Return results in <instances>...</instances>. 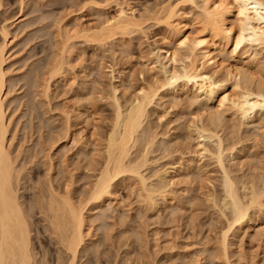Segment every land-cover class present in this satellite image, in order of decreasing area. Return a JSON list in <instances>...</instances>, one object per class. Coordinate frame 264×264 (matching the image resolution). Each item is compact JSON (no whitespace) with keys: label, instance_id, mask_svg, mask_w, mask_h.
<instances>
[{"label":"rangeland","instance_id":"obj_1","mask_svg":"<svg viewBox=\"0 0 264 264\" xmlns=\"http://www.w3.org/2000/svg\"><path fill=\"white\" fill-rule=\"evenodd\" d=\"M96 1H99L97 3L102 5L104 8L102 7L100 10H97L96 6L94 5ZM168 1L169 0H110V1L109 0H94V1L92 0L91 1L89 0H1L0 1V7H1L0 27L5 26L9 32V40L5 54L7 61L5 60L4 68L5 70H7L6 73L8 72L7 90L10 88V91L7 93L6 96V100L8 106L7 107L8 120L9 119L11 120L9 126L10 136H11V149L13 151V154L17 152L16 150L18 149L20 150V155L17 157L16 162L17 165L19 164V167L22 165L25 167V169L21 174L23 175L21 177L24 178H21L22 181H20L19 187L20 186L22 187L19 190V194L21 196V201L23 202V205L31 203V211H32L31 213L32 215L34 214V216L31 217L32 219L31 222H33L32 223L33 225H31V229H33L32 226L35 225L36 227L38 226V228H36L37 230L35 229V227L32 230V234H33L32 241H33L34 249L35 251H37V256L39 258L40 264L41 263L44 264L45 262H46L45 264H57L58 261L63 262V259L59 257L60 254L63 255V256L61 255V257L63 258L67 256V254L63 252V248L61 246L58 247L59 244L56 243V240H54L55 237H53V235H51V232H49V229H47L46 221L40 218L42 213L37 211L38 205L35 203V201L38 199L37 194L39 193V190L46 189V181L44 177V172L46 168H48L50 166V162H52L53 164L51 165L52 171L53 173L55 172L54 175L57 176L54 181V184L56 186L59 184L60 186H62L63 183H65L66 181L69 182V179L70 181L72 179V186L75 189L76 193L79 194L82 191H83L82 193H85L86 190L88 189L90 180L95 179L96 174L99 168L102 166L103 161L105 159L104 156L105 146H106L105 143H107L106 141L110 134L109 132L111 131L114 115H115L114 102L112 101L114 95L121 103V106L124 107V108L122 107V109H125L129 106L131 101H133L136 97L140 95L141 93L140 91L143 89V87L146 89L152 87L157 95L155 94L156 97L155 96L153 97L154 100H152V103H150L148 107L149 111L145 119V123L143 127L144 129L141 132L142 134L140 133L141 136L139 137L138 141L135 144L136 147L135 148L134 146L132 147L131 158L133 159V161L135 160L140 161L138 160L139 158L140 159L144 158L148 162L151 161L152 163H148L147 161H144V163L145 162L146 163L142 165L141 173L142 174L144 173L143 174L144 177L148 179V181H146L147 183L149 182L155 183L159 179L155 177V174L157 175L156 172H159L158 174H160V176L162 175V179L164 178L163 182L166 184L164 190L168 193L169 196L167 199L166 198L163 199L160 195L158 196V193L155 192L156 194H154L153 199H155L154 201L156 202L153 205V203L148 201V199L147 200L143 199V194L145 190H143V188L140 187L141 186L140 181L135 175L129 173H124V175L123 174L120 175L118 178L114 180L115 181L113 184L114 187H112L114 193H113V199H111V206H110L111 210H109L110 208H108V210L106 211L107 213L105 212L103 214L104 216H101L102 218L100 217V221L99 220L97 222L95 221V225L93 226L95 229L93 228L92 235L86 236V240L88 242L90 241V238H92L93 241L96 240V242L94 241L95 245H93L90 249H88V251L86 248H85L86 250L84 248L82 249L78 259V264H170V263L171 264H181V263L204 264L205 262H206L205 264H208L209 262H210L209 264L211 263L216 264L217 262L218 264H227L223 259L221 260L220 258L218 259L217 255H216L217 258H213L215 257L214 253L210 254L213 252L211 247L213 248L215 246L218 254L221 255L219 242H220V233L222 230L220 228L226 226L227 222L225 221V219L227 216L230 215L229 212L230 209L228 208H227L228 210L224 209V212H226L224 214L226 215L222 214V212L219 213L220 211L223 210L220 208L218 201H220L219 199L223 196L224 193L222 192L224 191L222 185L223 170L218 164L216 160V156L213 154L216 153L219 148L218 138H215V136H213V138L212 137L208 138L203 136L208 135L209 132L212 133V131L218 132V135L221 137V140L223 141L221 142L222 147H224L223 154L226 155L224 156L225 158L224 165L229 170L230 175L231 176L233 175L232 176L233 179L234 180L237 179L236 180V183L238 182L237 185L238 184L240 185L243 179L244 180L247 179L245 181L249 182L251 180L249 183H254L256 186H261V182L264 179V175H263L264 161H262L264 160V123H262L264 120V115H263L264 110L261 111L260 109L257 108L256 109L257 113L255 112L254 114H252L253 117L252 116L251 118L248 117L249 119L242 118L239 113L233 114V112H231V114H229V112L233 110H230L229 112L226 111L225 116L227 118L226 120L228 123H226L225 120L226 124L224 123L223 127L217 128L216 130L215 123H212L210 121L209 116H207L210 114V112H208L207 110L212 112L217 110L220 111L223 109V107L216 106L218 104L217 99L215 98L213 100H209L208 102H206L204 99V95H198L196 92V88L191 83H186L181 78L173 82L174 84L169 83L168 77L170 73L172 71H173L172 73H177V74L181 73L183 71V66L185 67L190 62L188 58H185L183 56L185 52L184 49L179 50L180 51L179 56L176 57L179 58L173 62L167 61L166 58L164 57L165 52L163 51L165 48H168L166 39L171 38V31L169 28H167L165 23H163L164 22L163 18L159 17L156 11L158 8H160L159 6H161V3L163 5ZM185 1H184L185 5H183V7L185 6L184 10L186 12L188 11V14L190 13V16L193 17L194 15L197 14V11H199V9L194 8L196 6L194 5V3H192V0L191 1L185 0ZM198 1L200 0H196V3ZM123 2H124V6L126 7L128 6L129 7L128 10L134 11V14L138 16V18L141 20L142 29L134 30V31L131 29H129V31H127L128 29L126 31L113 29L112 36L114 37L111 36L109 39L107 38L108 40L104 39L105 41L98 40L97 34L100 31L101 28L100 26L104 24L105 22L104 20L106 18L109 19L112 16L116 15L117 8L119 7V5H122ZM197 17L198 16H194L193 20L195 19L194 20L195 22L193 20L189 21L187 25L186 31H190L189 33L192 32L193 34L191 35L200 33L198 32L201 29H199L200 25L198 24L199 20H196ZM83 29H88V30H83ZM70 35H71V39L69 38ZM65 37L68 38V40L69 39L70 40L66 41L67 39ZM94 37L97 39H94ZM2 40L3 38L0 32V43H2L1 42ZM97 41H99L100 43ZM173 42L174 39H172V45L174 44ZM65 43L66 44L68 43L67 44L68 46L70 44V46L67 47L66 52L65 50H63L66 49V47H64V45L66 46ZM232 43H233L232 41H229L226 43L222 42L221 44V49L223 53L227 54V56L232 54V49H231L233 47ZM70 47L72 48L71 50L69 49ZM172 48L174 49V46ZM256 48L257 50H259V57H261L260 59L264 61V55H263L264 47L262 48L260 46L259 48L258 46ZM61 51L63 52L62 54L64 55L66 54V55L64 56L60 54ZM226 51L229 52L227 53ZM234 54H236V52ZM59 57L61 58L63 57L62 59L66 58L63 68L60 69L61 75L59 73H54L53 71L56 69L54 68L55 66L53 67V65H55V63L59 60L58 59ZM227 58H228L227 62L233 60V58L230 57ZM263 61H261L262 63L260 64V66H256L257 69L256 67L252 69L253 73H255L254 76L257 74L255 77H257L258 75L264 77ZM197 62L196 65H198L199 62L201 61H197ZM101 64L102 66H100ZM223 71H219L214 75V77L215 78L217 77V79H222L225 76V73ZM51 72H53L54 74L53 73L51 74ZM258 72L261 74H259ZM49 74L51 75L49 76ZM46 76L48 77V79H46ZM154 77H156L157 80ZM73 78L76 80H74ZM166 79L168 82L166 81ZM48 80L50 81L51 84H49V91L45 92L43 90L45 85L44 82L45 81L47 82ZM150 84H152L154 87ZM112 87L116 88L115 94L113 93L114 90ZM43 91L45 92V94ZM219 93L220 92L215 94V97H217ZM108 94L109 95L111 94V96H109L110 98L107 96ZM185 96L189 98H186ZM10 99L12 100L14 99V101L12 100L9 101ZM33 103H35V105ZM207 105L208 106L210 105L211 107L209 108ZM68 107L70 111L67 110ZM227 116L228 117L231 116L230 119H228ZM258 117L259 119H262V121L257 120ZM67 121L68 122L70 121L69 125ZM258 123L260 124L259 126ZM227 124L230 126H227ZM201 127L205 129L208 127L207 130L208 129L210 130H208V132L203 131L205 135H202L204 134L203 132L202 134H200L197 131ZM39 128H41V130ZM58 131L59 133L61 132L60 133L61 135H65L66 133L67 134L69 133L68 136L71 137L68 138V140L62 138V140L56 142L57 145L55 144V146L52 147V149L49 148V152L51 154V159H50L48 158L47 155L41 152L40 146L43 144L42 142H46V144L50 146V142L48 140L50 135L56 136ZM38 132L40 133V135ZM82 138L83 141L81 140ZM142 139H143V143L141 142ZM64 140L67 141L64 142ZM150 141H152L153 143ZM144 143L148 146L149 149L145 148L147 146ZM59 144H61V147H59ZM94 144L96 147L94 146ZM202 147L207 148L209 150L207 151L208 153L206 151L203 152L204 157L201 155L199 151L200 149H202ZM34 148L38 151H35ZM30 149L31 151H29ZM226 149L229 151H227ZM81 150L83 152H80ZM133 150L135 153L133 152ZM148 151L150 154L148 153ZM226 151L228 154L225 153ZM136 152L138 153L137 155ZM146 152L149 155H147ZM82 153L84 154L82 155ZM95 153L97 155H95ZM85 154L87 155L85 156ZM87 156H89V158ZM33 157H35L34 158L35 160H31L33 159ZM195 159L196 160L200 159V162H202L203 164V168L200 171L201 173L195 172L198 174L195 175L194 173H191L188 177L183 176L184 173H188L189 170L192 171L189 165L191 164V162H193L192 160ZM89 162H91V165ZM86 164H88V167L86 166ZM89 166L90 167L92 166V168L90 169ZM143 166L145 167L143 168ZM86 167L89 169H87ZM127 175L130 176L129 177L130 179L128 178ZM122 176L124 177L121 178ZM194 176L195 178H193ZM257 182H259L260 184L259 183L257 184ZM168 184H170L169 185L170 189L168 187ZM36 188L37 189L40 188V189L37 190ZM210 191L213 193V195H211L212 193ZM263 196L261 197L263 201V208L252 207V209H250L251 221H249V223L246 225L248 228L246 226H245L246 228L243 227L245 229L235 228L234 231L232 232H235V234L239 233L237 234V237H233L232 236L233 233L232 234L230 233L231 235L229 239H231L232 242L236 241L230 247V250L233 251L234 253V255L233 256L231 255L230 258L232 262L234 261L233 264H254V263L264 264V262L259 263L261 261H264V197ZM216 197L218 198V201L215 200ZM119 199L122 201L120 202ZM176 203H177V208L174 209ZM147 204L149 205V207ZM151 207H153L154 210H152ZM218 208L221 210H219ZM98 211L99 210L97 209L95 213ZM112 211L114 212V214ZM169 212H171V214ZM35 216L37 218H33ZM141 216L144 217L141 218ZM144 218L148 220L146 221ZM208 218L210 219L208 220ZM152 219L154 220V222L152 221ZM207 220L211 223H209ZM35 223H37L38 225ZM207 224L210 225L208 226ZM43 225L45 228L43 227ZM103 227H105V229ZM181 230H183L184 232ZM205 233L207 234L206 236ZM44 235H46L45 236L46 238L44 237ZM112 236L114 237L112 238ZM170 238H172V241ZM215 238L217 240H215ZM204 240L207 243L204 242ZM165 241L166 243H164ZM192 241L194 243H191ZM144 243L148 245H145ZM153 245L156 247H153ZM204 245L205 247H203ZM216 245L218 247H216ZM208 247L209 250L211 249L210 250L211 252H209ZM36 248L38 250H36ZM209 254L211 255V257ZM196 255H198L199 257L198 256L196 257ZM207 255H209L210 259L211 258L212 259L210 260ZM190 258L191 259L193 258L194 262ZM248 260L251 261V263ZM253 260L256 261L254 262Z\"/></svg>","mask_w":264,"mask_h":264},{"label":"bare ground","instance_id":"obj_2","mask_svg":"<svg viewBox=\"0 0 264 264\" xmlns=\"http://www.w3.org/2000/svg\"><path fill=\"white\" fill-rule=\"evenodd\" d=\"M1 1V0H0ZM91 1V0H89ZM94 1V0H92ZM110 1V0H109ZM185 1V0H184ZM184 1L181 0H169L164 3L160 8L157 9L156 13L159 17H162L165 25L171 31V38L166 39L168 48H165L163 52H165L164 57L167 61H175L179 56V50L184 49L183 56L189 59V64L185 67L183 66V71L181 73H170L168 77V81L170 84L181 78L186 83H191L195 88L198 95H204V99L206 102L209 100L217 99L218 104L216 106L223 107L222 110L217 111H209V118L212 123H215V129L223 127L226 118V111L233 112V114L239 113L242 118H248L252 116L256 112V109L264 110V77L257 76L255 77L253 73V68L256 66H260L263 61L259 57V50L256 47L260 46L264 47V0H200L196 3V0H192V3L198 8L197 14L194 16H198L196 20H199L200 25L199 29H201L200 33L195 35L190 31H186L187 25L189 21H192L194 16L191 17L188 11L184 10L183 5H185ZM191 1V0H190ZM88 2V1H87ZM95 2V6L97 10H100L103 6ZM104 2V1H103ZM200 2V3H199ZM106 3V2H105ZM104 3V4H105ZM111 3V2H110ZM191 3V2H190ZM85 4V3H84ZM83 4V5H84ZM103 4V3H102ZM122 4V3H121ZM127 4V3H126ZM3 6V5H2ZM155 7V6H154ZM1 8V7H0ZM104 8V7H103ZM128 6H124V2L122 5H119L117 8L116 15L112 16L109 19H105L104 24L100 26V31L97 34L98 40L109 39L113 33V29H119L121 31H129L131 30H141L142 22L134 14V11L128 10ZM192 9V8H191ZM103 10V9H102ZM136 10V9H135ZM150 12V11H149ZM193 12V11H192ZM19 15V14H18ZM105 17V16H104ZM154 17V16H153ZM150 18V17H149ZM159 18V19H162ZM196 18V17H195ZM195 20V19H194ZM193 20V21H194ZM56 22V21H55ZM103 22V21H102ZM147 22V21H146ZM157 22V21H156ZM195 22V21H194ZM158 23V22H157ZM191 23V22H190ZM67 25V24H66ZM190 25V24H189ZM76 26V25H75ZM61 27V26H60ZM72 28V27H71ZM77 28V27H76ZM98 28V27H97ZM61 29V28H60ZM75 29V28H74ZM99 29V28H98ZM191 29V28H190ZM188 29V30H190ZM69 30V29H68ZM77 30V29H76ZM88 30V29H83ZM198 30V29H197ZM67 31V30H66ZM65 31V32H66ZM81 31V30H80ZM79 31V32H80ZM90 31V30H89ZM0 32L3 40L0 43V264H40L39 258L37 256V251H35L33 246V234L32 230L38 228V226H32L31 222L32 215L31 211V203L23 205L21 201V196L19 194V190L22 186L19 187L21 177L23 175L22 172L25 167L22 165L19 167L17 165V157L20 155V150L13 154L11 149V136H10V123L11 120H8L7 114V93L10 91V88L7 90V73L4 68V63L6 60V47L8 45L9 40V32L5 26L0 27ZM56 32V31H55ZM116 32V31H115ZM118 32V31H117ZM60 33V31H59ZM71 33V32H70ZM69 33V34H70ZM76 33V32H74ZM81 33V32H80ZM86 33V32H85ZM68 34V36H69ZM82 34V33H81ZM55 35V34H54ZM76 35V34H74ZM80 35V34H79ZM87 35V34H86ZM89 35V34H88ZM93 35V34H92ZM91 35V36H92ZM96 35V36H97ZM117 35V34H116ZM115 35V36H116ZM120 35V34H119ZM78 36V35H77ZM83 36V35H82ZM124 36V35H123ZM59 37V36H58ZM61 37V36H60ZM67 37V36H66ZM65 37V38H66ZM76 37V36H75ZM90 37V36H89ZM93 37V36H92ZM114 37V36H112ZM14 38V37H13ZM71 39V35L69 37ZM73 38V36H72ZM61 39V38H60ZM66 41H69L66 38ZM83 39V38H82ZM89 39V38H88ZM93 39V38H92ZM94 39H97L94 37ZM107 39V40H108ZM172 39H174V44L172 45ZM64 40V39H63ZM105 41V40H104ZM232 41V54L227 56L226 53H223L221 49L222 42ZM65 42V41H64ZM99 42V41H97ZM60 43V42H59ZM100 43V42H99ZM98 43V44H99ZM166 43V42H165ZM66 44V43H65ZM68 44V43H67ZM64 44V47L69 46ZM54 45V44H53ZM73 45V44H72ZM174 46V49L172 48ZM226 46V45H225ZM224 46V47H225ZM72 47V46H71ZM69 48L70 50L72 48ZM223 47V46H222ZM54 48V47H53ZM57 49V48H56ZM55 49V50H56ZM60 50V49H59ZM263 50V49H262ZM107 51V50H106ZM230 51V50H229ZM228 51V52H229ZM56 52V51H55ZM74 52V51H73ZM227 52V51H226ZM227 52V53H228ZM236 52V54H234ZM44 53V52H43ZM53 53V52H52ZM63 52L61 51L60 54ZM69 53V52H68ZM67 53V54H68ZM116 53V52H115ZM231 53V52H230ZM261 53V52H260ZM56 54V53H55ZM74 54V53H73ZM64 55V54H62ZM66 55V54H65ZM64 55V56H65ZM71 55V54H70ZM79 55V54H78ZM182 55V54H181ZM264 55V54H263ZM52 56V54H51ZM58 57V56H57ZM67 57V56H66ZM163 57V58H164ZM233 58L232 61H228V58ZM63 58V57H62ZM59 57L54 68H56L54 73H61L60 69L63 68V65L66 61ZM73 58V57H70ZM183 58V57H182ZM78 60V59H77ZM181 60V59H180ZM183 60V59H182ZM7 61V60H6ZM52 61V60H51ZM198 65H196L198 62ZM226 61V63H225ZM184 62V61H183ZM197 62V63H196ZM264 62V61H263ZM53 63V62H51ZM67 63V62H66ZM73 63V61H72ZM28 64V63H27ZM68 64V63H67ZM102 66V64L100 65ZM263 66V64H262ZM261 66V68H262ZM52 67V68H53ZM168 67V66H167ZM53 68V69H54ZM208 68V69H206ZM51 69V68H50ZM85 69V68H84ZM88 69V68H87ZM110 69V68H109ZM257 69V67H256ZM52 70V69H51ZM67 70V69H66ZM224 70V71H223ZM263 70V69H262ZM11 71V70H9ZM73 71V70H72ZM84 71V70H83ZM100 71V70H99ZM219 71H223L225 76L222 79L215 78L214 75ZM255 71V70H254ZM261 71V70H260ZM63 72V71H62ZM90 72V71H89ZM119 72V71H118ZM169 72V71H168ZM262 72V71H261ZM38 73V72H37ZM53 72H51L52 74ZM53 73V74H54ZM259 73V72H258ZM21 74V73H20ZM49 74V76L51 75ZM261 74V73H259ZM39 75V74H38ZM61 75V74H60ZM59 75V76H60ZM112 75V74H111ZM263 75V73H262ZM42 76V75H41ZM54 76V75H53ZM73 76V75H72ZM37 77V76H36ZM44 77V76H43ZM57 77V76H56ZM156 79V77H154ZM41 79V78H40ZM46 79L48 77L46 76ZM74 79V78H73ZM45 80V79H44ZM50 80V79H49ZM44 82V91H49L50 81ZM52 80V79H51ZM60 80V79H59ZM69 80V79H68ZM76 80V79H74ZM120 80V79H119ZM157 80V79H156ZM167 81V79H166ZM167 81V82H168ZM88 82V81H87ZM154 82V80H153ZM69 83V82H68ZM73 83V82H71ZM97 83V82H96ZM112 83V82H111ZM166 83V82H165ZM42 84V83H41ZM67 84V83H66ZM70 84V83H69ZM100 84V83H98ZM114 84V83H113ZM174 84V83H173ZM9 85V84H8ZM26 85V84H25ZM68 85V84H67ZM81 85V84H80ZM152 85V84H150ZM10 86V85H9ZM41 86V85H40ZM69 86V85H68ZM153 86V85H152ZM164 86V85H163ZM171 86V85H170ZM32 87V86H31ZM51 87V86H50ZM118 87V86H117ZM149 87V86H148ZM154 87V86H153ZM30 88V87H29ZM86 88V87H85ZM115 94V89L112 87ZM157 88V87H156ZM185 88V87H184ZM51 90V89H50ZM104 90V89H103ZM112 90V89H111ZM43 91V92H44ZM84 91V89H83ZM93 91V90H92ZM158 91V90H156ZM18 92V91H17ZM42 92V93H43ZM44 92V94H45ZM140 95L138 97H134L135 99L131 101L129 106L125 109H122L121 103L118 101L117 97L114 95L112 101L114 102V120L112 124L111 131L109 132V136L107 139V143L105 146V159L103 161L102 166L99 168L96 177L94 180H90L88 189L85 193L80 192L76 193L75 189L72 186V179L69 182L66 181L62 184V186L55 185L54 181L56 179V175H54L52 171V162H50V166L46 168L44 172V177L46 181V189H37L39 190L38 199L35 203L38 205L37 211L42 213L41 217L46 221V227L51 232V235L55 237L56 243H58V247L61 246L63 248V252L67 254L66 257H61L63 262L58 261L57 264H78V259L80 256V252L82 249L86 248L87 251L94 244L92 238L88 242L86 240V236L92 235L93 226L95 225V221H100V217L104 216L103 214L110 208L111 199H113V184L114 180L118 178L120 175H124V173H129L135 175L140 181V187L143 188L144 194L143 199H148V201L152 202L153 205L156 201L153 199L154 194L158 193L163 199L168 198V193L164 190L166 184L163 182L162 175L156 172L155 177L159 178L155 183H147V178L144 177V173L141 172V167L144 165V161H147L144 158H139L140 161H133L131 158V150L132 147H136L135 144L141 136V132L143 131L145 119L148 113V107L150 103H152L153 97L156 92L151 87L144 88L140 91ZM189 92V91H188ZM187 92V93H188ZM218 92L219 95L215 97V94ZM13 93V92H12ZM78 93V92H77ZM92 93V92H91ZM99 93V92H98ZM97 93V94H98ZM192 94V93H191ZM195 94V95H197ZM157 95V94H156ZM49 96V95H48ZM86 96V95H85ZM108 97L111 94L107 95ZM133 96V95H132ZM136 96V95H135ZM41 97V96H40ZM76 97V96H75ZM156 97V96H155ZM162 97V96H161ZM186 97V96H185ZM194 97V96H193ZM199 97V96H198ZM203 97V96H202ZM79 98V97H78ZM82 98V96H81ZM93 98V96H92ZM105 98V97H104ZM110 98V97H109ZM189 98V97H186ZM35 99V98H34ZM49 99V98H48ZM77 99V98H76ZM10 99L9 101H11ZM29 100V99H28ZM80 100V99H79ZM195 100V98H194ZM14 101V99L12 100ZM46 101V100H45ZM87 101V99H86ZM85 101V102H86ZM89 101V100H88ZM93 101V100H92ZM174 101V100H173ZM204 101V103H205ZM22 102V101H21ZM34 102V101H33ZM38 102V101H37ZM41 102V101H40ZM191 102V101H190ZM47 103V102H46ZM174 103V102H173ZM192 103V102H191ZM197 103V102H196ZM35 105V103H33ZM78 104V103H77ZM87 104V103H86ZM195 104V103H194ZM23 105V104H22ZM94 105V104H92ZM204 105V104H203ZM212 105V104H211ZM28 106V105H27ZM46 106V105H45ZM72 106V105H71ZM87 106V105H86ZM127 106V104H126ZM125 106V107H126ZM208 106V105H207ZM228 106V107H227ZM93 107V106H92ZM206 107V106H205ZM211 107L210 105L208 106ZM214 107V106H213ZM227 107V108H225ZM35 108V107H34ZM124 108V107H123ZM198 108V107H197ZM204 108V107H203ZM225 108V109H224ZM39 109V108H38ZM96 109V108H95ZM200 109V108H199ZM202 109V108H201ZM212 109V108H211ZM32 110V109H31ZM69 110V107L68 109ZM213 110V109H212ZM20 111V110H19ZM35 111V110H34ZM70 111V110H69ZM72 111V110H71ZM205 111V112H207ZM33 112V111H32ZM264 112V111H263ZM262 112V113H263ZM22 113V112H21ZM204 113V112H203ZM257 113V112H256ZM10 114V113H9ZM66 114V113H65ZM70 114V113H69ZM83 114V113H82ZM208 114V113H207ZM238 114V115H239ZM68 115V113H67ZM93 115V114H92ZM152 115V114H151ZM228 115V114H227ZM256 115V114H255ZM264 115V113H263ZM12 116V115H11ZM66 116V115H65ZM79 116V115H78ZM84 116V115H83ZM201 116V115H200ZM229 116V115H228ZM227 116V117H228ZM257 116V115H256ZM70 117V115H69ZM231 117V116H230ZM228 117V119H230ZM253 117V116H252ZM255 117V116H254ZM262 117V116H261ZM79 118V117H78ZM177 118V117H176ZM263 118V117H262ZM71 119V118H70ZM69 119V120H70ZM94 119V118H93ZM202 119V118H201ZM249 119V118H248ZM247 119V120H248ZM13 120V119H12ZM59 120V119H58ZM245 120V119H244ZM259 119V117L257 118ZM63 121V120H62ZM235 121V120H234ZM241 121V120H240ZM68 122V121H67ZM70 122V121H69ZM68 122V125H69ZM210 122V125H211ZM13 123V122H12ZM15 123V122H14ZM21 123V122H20ZM226 123L227 120H226ZM225 123V124H226ZM264 123V120L263 122ZM231 124V123H230ZM13 125V124H12ZM17 125V124H16ZM65 125V124H64ZM209 125V126H210ZM260 124L258 123V126ZM214 126V125H213ZM227 126H230L227 124ZM226 126V127H227ZM32 127V126H31ZM42 127V126H39ZM204 127V126H203ZM233 127V126H232ZM239 127V126H238ZM261 127V126H260ZM17 128V126H16ZM34 128V126H33ZM202 128V127H201ZM198 129V133L202 134L203 131L208 132L207 128ZM213 128V127H212ZM41 130V128H39ZM93 129V128H92ZM228 129V128H227ZM231 129V128H230ZM24 130V129H23ZM39 130V132H40ZM65 130V129H64ZM155 130V129H154ZM214 130V129H213ZM225 130V129H224ZM238 130V129H237ZM16 131V130H15ZM53 131V130H52ZM232 131V130H231ZM38 132V133H39ZM71 132V131H70ZM247 132V131H246ZM42 133V131H41ZM54 133V132H53ZM61 133V132H60ZM58 131L56 136L49 137L50 146L46 144V142H42L41 152L48 156L51 159V154L49 152V148L55 146L56 142L60 140L70 138L68 134L61 135ZM93 133V132H92ZM141 133V134H140ZM145 133V130H144ZM158 133V132H157ZM204 133V132H203ZM14 134V133H13ZM72 134V133H71ZM208 134V133H207ZM258 134V133H257ZM40 135V133H39ZM202 135H205L202 134ZM201 135V136H202ZM245 135V134H244ZM253 135V134H252ZM48 136V135H47ZM68 136V137H67ZM154 136V135H153ZM218 138V151L216 153H212L216 156V160L220 165L222 171V185H223V196L219 199L216 197L215 200L218 201L220 208L223 211H218L222 214L224 209H230V215L226 217L225 221L226 226L220 228L222 231L220 233V242L219 247L221 251V255L218 254L215 246L212 249V253L215 255L213 258L223 259L227 264H233L231 255L233 256V251L230 250V247L235 242H232L229 239L232 234L233 237H237L234 231L237 229H245L249 221H251L250 217V209L252 207L263 208L262 196L264 194V179L261 182V186H256L254 183H249L245 181L247 179H243L241 184L237 185L236 180L233 179V175L231 176L229 170L224 165V155L223 148L221 145V137L218 135V132L212 131L209 132L208 135L203 137L208 138ZM17 137V136H16ZM41 137V136H40ZM46 137V136H45ZM152 137V136H151ZM254 137V136H253ZM257 137V136H256ZM43 138V136H42ZM97 138V137H96ZM154 138V137H153ZM249 138V136H248ZM255 138V137H254ZM17 139V138H16ZM25 139V138H24ZM45 139V138H44ZM43 139V141H44ZM47 139V138H46ZM146 139V138H145ZM155 139V138H154ZM256 139V138H255ZM30 140V139H29ZM39 140V139H38ZM42 140V139H41ZM40 140V141H41ZM66 140V141H67ZM83 141V138L81 139ZM92 140V139H91ZM141 140V139H140ZM156 140V139H155ZM240 140V139H239ZM253 140V138H252ZM14 141V140H13ZM47 141V140H45ZM64 140V142H66ZM73 141V140H72ZM154 141V140H153ZM48 142V143H49ZM75 142V140H74ZM73 142V143H74ZM91 142V141H90ZM95 142V141H94ZM99 142V140H98ZM102 142V141H101ZM100 142V143H101ZM143 143V139L141 141ZM140 142V143H141ZM152 142V141H150ZM244 142V141H243ZM31 143V142H30ZM39 143V142H38ZM72 143V142H71ZM139 143V144H140ZM153 143V142H152ZM151 143V144H152ZM170 143V142H169ZM240 143V142H239ZM40 144V143H39ZM38 144V145H39ZM62 144V143H61ZM59 144V147H61ZM97 144V143H96ZM145 144V143H144ZM149 144V142H148ZM238 144V143H237ZM57 145V144H56ZM69 145V144H68ZM87 145V144H86ZM146 145V144H145ZM154 145V144H153ZM180 145V144H179ZM20 146V144H19ZM24 146V145H23ZM95 146V144H94ZM147 146V145H146ZM178 146V145H177ZM199 146V145H198ZM235 146V145H234ZM58 147V148H59ZM90 147V146H89ZM96 147V146H95ZM93 147V148H95ZM104 147V146H103ZM19 148V147H18ZM21 148V147H20ZM98 148V147H97ZM138 148V147H137ZM147 149V147H145ZM178 148V147H177ZM228 148V147H227ZM235 148V147H234ZM35 149V148H34ZM75 149V147H74ZM82 149V148H80ZM102 149V148H101ZM179 149V148H178ZM199 149V147H198ZM135 150V149H134ZM133 150V152H134ZM227 150V149H226ZM233 150V148H232ZM23 151V150H22ZM31 151V149L29 150ZM35 151H38L35 149ZM59 151V149H58ZM57 151V152H58ZM66 151V150H65ZM78 151V150H77ZM94 151V150H93ZM92 151V152H93ZM102 151V150H100ZM140 151V150H139ZM201 155H204V151H209L207 148H203L199 150ZM198 151V152H199ZM229 151V150H227ZM227 151L225 153H227ZM25 152V151H24ZM79 152V151H78ZM80 152H83L82 150ZM89 152V151H88ZM97 152V151H96ZM145 152V151H143ZM151 152V151H150ZM22 153V152H21ZM26 153V152H25ZM24 153V154H25ZM29 153V152H28ZM27 153V154H28ZM40 153V152H39ZM85 153V152H84ZM82 153V155L84 154ZM135 153V152H134ZM140 153V152H139ZM149 153V151H148ZM154 153V152H153ZM208 153V152H207ZM38 154V153H37ZM67 154V153H66ZM81 154V153H80ZM88 154V153H87ZM85 154V156L87 155ZM90 154V153H89ZM94 154V153H93ZM138 153L136 152V155ZM144 154V153H143ZM147 154V152H146ZM150 154V153H149ZM147 154V155H149ZM199 154V153H198ZM211 154V155H213ZM228 154V153H227ZM31 155V154H30ZM36 155V153H35ZM42 155V154H41ZM44 155V156H45ZM95 155H97L95 153ZM193 155V154H192ZM24 156V155H22ZM26 156V155H25ZM34 156V154H33ZM46 156V157H47ZM53 156V155H52ZM91 156V155H90ZM141 156V155H140ZM170 156V155H169ZM31 157V156H30ZM38 157V155H37ZM36 157V159H37ZM89 158V156H87ZM164 157V156H162ZM204 157V156H203ZM35 157L31 160H35ZM93 158V157H92ZM101 158V156H100ZM138 158V157H137ZM148 158V157H147ZM240 158V157H239ZM247 158V157H244ZM250 158V157H249ZM20 159V158H19ZM25 159V158H24ZM46 159V158H45ZM258 159V158H257ZM21 160V159H20ZM29 160V159H27ZM85 160V159H84ZM240 160V159H239ZM19 161V160H18ZM52 161V160H50ZM72 161V160H71ZM80 161V160H79ZM89 161V160H88ZM96 161V160H95ZM189 165L192 171H188V173H184L183 176H189L191 173L195 175L198 174L203 168L202 162L199 160H192ZM264 161V160H262ZM20 162V161H19ZM23 162V161H21ZM30 162V161H29ZM28 162V163H29ZM36 162V161H35ZM87 162V161H86ZM148 162V161H147ZM26 163V162H25ZM24 163V164H25ZM54 163V162H53ZM91 165V162H89ZM148 163H152L151 161ZM244 163V162H243ZM242 164V163H241ZM21 165V163H20ZM26 165V164H25ZM33 165V164H32ZM58 165V164H57ZM150 165V164H149ZM256 165V164H255ZM55 166V164H54ZM67 166V165H66ZM88 167V164H86ZM147 166V165H146ZM253 166V165H252ZM258 166V165H257ZM30 167V166H28ZM86 167V168H87ZM90 167V166H89ZM145 166H143L144 168ZM250 167V166H249ZM73 168V167H72ZM92 166L90 167V169ZM252 168V167H251ZM256 168V167H255ZM28 169V168H26ZM71 169V168H70ZM69 169V170H70ZM74 169V168H73ZM89 169V168H87ZM206 169V168H205ZM68 170V169H67ZM96 170V169H95ZM174 170V169H173ZM196 170V171H195ZM251 170V169H250ZM261 170V169H260ZM90 171V170H89ZM158 171V170H157ZM27 172V171H26ZM25 172V173H26ZM95 172V171H94ZM198 172V173H195ZM233 172V171H232ZM250 172V171H249ZM255 172V170H254ZM161 173V172H160ZM201 173V172H200ZM30 174V173H28ZM27 174V175H28ZM205 174V173H203ZM255 174V173H254ZM73 175V174H72ZM264 175V174H263ZM59 176V175H58ZM128 176V175H127ZM126 176V177H127ZM175 176V175H174ZM181 176V175H180ZM179 176V177H180ZM193 176V174H192ZM30 177V176H29ZM34 177V176H33ZM122 176L121 178H123ZM130 176H128L129 178ZM135 177V178H136ZM153 177V176H152ZM172 177V176H171ZM200 177V175H199ZM202 177V176H201ZM206 177V176H205ZM260 177V176H259ZM39 178V177H38ZM65 178V177H64ZM120 178V180H121ZM149 178V177H148ZM195 178V176L193 177ZM191 178V179H193ZM204 178V177H203ZM261 178V177H260ZM130 179V178H129ZM147 179V180H146ZM153 179V178H152ZM188 179V178H187ZM205 179V178H204ZM37 180V179H36ZM40 180V179H38ZM44 180V179H43ZM75 180V179H73ZM123 180V179H122ZM181 180V179H180ZM208 180V179H207ZM206 180V181H207ZM211 180V179H210ZM127 181V180H126ZM151 181V180H150ZM199 181V180H198ZM257 181V180H256ZM259 181V180H258ZM28 182V181H27ZM38 182V181H37ZM42 182V181H41ZM40 182V183H41ZM153 182V181H152ZM260 182V181H259ZM257 182V184L259 183ZM36 183V182H35ZM57 183V182H56ZM171 183V181H170ZM209 183V182H208ZM203 184V183H202ZM211 184V183H210ZM260 184V183H259ZM120 185V184H119ZM124 185V184H123ZM170 184H168L169 187ZM177 185V184H176ZM200 185V183H199ZM37 186V185H36ZM134 186V185H132ZM32 187V186H31ZM34 187V186H33ZM138 187V188H140ZM200 187V186H198ZM25 188V187H24ZM29 188V186H28ZM27 188V189H28ZM118 188V187H117ZM202 188V187H201ZM132 189V188H130ZM136 189V188H135ZM134 189V190H135ZM170 189V187H169ZM24 190V189H22ZM30 190V188H29ZM28 190V191H29ZM32 190V188H31ZM178 190V189H177ZM182 190V189H181ZM27 191V190H26ZM78 191V190H77ZM133 191V190H131ZM130 191V192H131ZM180 191V190H179ZM202 191V190H201ZM208 191V190H207ZM214 191V190H213ZM35 192V191H34ZM33 192V194H34ZM136 192V191H135ZM138 192V191H137ZM143 192V191H142ZM141 192V193H142ZM156 192V193H155ZM200 192V191H199ZM206 192V191H205ZM211 192V191H210ZM28 193V192H27ZM37 193V192H36ZM212 193V192H211ZM221 193V192H220ZM24 194V193H23ZM22 194V195H23ZM30 194V193H29ZM117 194V192H116ZM139 194V193H138ZM27 195V194H26ZM25 195V196H26ZM121 195V194H120ZM140 195V194H139ZM137 195V196H139ZM208 195V194H207ZM213 195V193L211 194ZM157 196V195H156ZM197 196V195H196ZM209 196V195H208ZM220 196V195H219ZM37 197V196H36ZM116 197V196H115ZM119 197V196H117ZM132 197V196H131ZM193 197V196H192ZM191 197V198H192ZM264 197V196H263ZM25 198V197H24ZM28 198V197H27ZM30 198V197H29ZM127 198V197H126ZM129 198V197H128ZM142 198V197H141ZM195 198V197H194ZM209 198V197H208ZM214 198V197H213ZM36 199V198H34ZM33 199V201H34ZM117 199V198H116ZM115 199V200H116ZM210 199V198H209ZM23 200V199H22ZM26 200V199H25ZM31 200V199H30ZM120 200V199H119ZM162 200V199H161ZM192 200V199H191ZM208 200V199H207ZM214 200V201H215ZM122 200H120L121 202ZM189 201V200H188ZM194 201V200H193ZM114 202V201H113ZM191 202V201H190ZM29 203V202H27ZM136 203V202H135ZM149 203V202H148ZM158 203V202H157ZM185 203V202H184ZM187 203V202H186ZM195 203V202H194ZM210 203V202H209ZM217 203V202H216ZM215 203V204H216ZM140 204V203H139ZM150 204V203H149ZM189 204V202H188ZM214 204V203H213ZM148 205V204H147ZM158 205V204H157ZM164 205V204H163ZM186 205V204H185ZM184 205V206H185ZM217 205V204H216ZM121 206V205H119ZM190 206V205H189ZM215 206V205H214ZM36 207V206H35ZM113 207V206H112ZM118 207V206H117ZM124 207V206H123ZM147 207V206H146ZM149 207V205H148ZM159 207V206H158ZM192 207V206H191ZM213 207V205H212ZM152 210L153 207H151ZM177 208V203L174 206V209ZM99 210L95 213V211ZM172 209V210H174ZM219 209V208H218ZM219 209V210H221ZM227 209V210H228ZM36 210V208H35ZM111 210V208L109 209ZM134 210V209H133ZM135 211V210H134ZM158 211V210H157ZM35 212V211H34ZM113 212V211H112ZM118 212V211H117ZM177 212V211H176ZM189 212V211H188ZM198 212V211H197ZM107 213V212H106ZM122 213V212H121ZM155 213V212H154ZM171 214V212H169ZM184 213V212H183ZM187 213V212H186ZM192 213V212H191ZM196 213V212H195ZM39 214V213H37ZM114 214V212H113ZM145 214V213H144ZM197 214V213H196ZM255 214V213H254ZM253 214V215H254ZM203 215V214H202ZM226 215V214H224ZM228 215V213H227ZM252 215V216H253ZM43 216V217H42ZM106 216V214H105ZM111 216V215H110ZM109 216V217H110ZM147 216V215H144ZM143 216V217H144ZM149 216V215H148ZM153 216V215H152ZM173 216V215H172ZM200 216V215H199ZM141 216V218H143ZM158 217V216H156ZM218 217V216H217ZM220 217V216H219ZM33 218H37L36 216ZM102 218V217H101ZM108 218V217H107ZM139 218V216H138ZM193 218V217H191ZM225 218V217H224ZM223 218V219H224ZM121 219V218H120ZM145 219V218H144ZM181 219V218H180ZM196 219V217H195ZM210 218H208L209 220ZM259 219V218H258ZM35 220V219H34ZM43 220V221H44ZM103 220V219H102ZM110 220V219H109ZM115 220V219H114ZM146 220V219H145ZM148 220V219H147ZM146 220V221H147ZM156 220V219H155ZM173 220V219H172ZM193 220V219H192ZM190 220V221H192ZM207 220V221H208ZM42 221V220H41ZM141 221V220H140ZM150 221V220H149ZM154 222V220L152 219ZM197 221V220H196ZM213 221V220H212ZM37 222V221H36ZM39 222V220H38ZM37 222V223H38ZM134 222V221H133ZM137 222V220H136ZM209 222V221H208ZM35 223V224H37ZM106 223V222H105ZM147 223V222H145ZM158 223V221H157ZM211 223V222H209ZM124 224V223H123ZM143 224V223H142ZM151 224V222H150ZM173 224V223H172ZM186 224V223H185ZM217 224V223H216ZM38 225V224H37ZM122 225V224H121ZM169 225V224H168ZM184 225V224H183ZM190 225V224H189ZM208 226L210 224H207ZM101 226V225H100ZM111 226V225H110ZM114 226V225H113ZM119 226V225H118ZM148 226V225H147ZM177 226V225H176ZM192 226V225H191ZM246 226V227H245ZM44 227V225H43ZM42 227V229H43ZM108 227V226H107ZM127 227V226H126ZM162 227V226H161ZM245 227V228H243ZM45 228V227H44ZM102 228V227H101ZM105 229V227H103ZM110 228V227H109ZM108 228V229H109ZM140 228V227H139ZM170 228V227H169ZM176 228V227H175ZM185 228V227H184ZM191 228V227H190ZM248 228V227H247ZM95 229V228H94ZM117 229V228H116ZM115 229V230H116ZM158 229V228H157ZM187 229V228H186ZM212 229V228H211ZM236 229V230H237ZM37 230V229H36ZM122 230V229H121ZM178 230V229H177ZM203 230V229H202ZM40 231V230H39ZM38 231V233H39ZM146 231V230H145ZM152 231V230H151ZM156 231V230H155ZM169 231V230H168ZM167 231V233H168ZM183 231V230H181ZM244 231V230H243ZM257 231V230H256ZM96 232V231H95ZM126 232V231H125ZM129 232V231H127ZM137 232V231H136ZM159 232V231H158ZM161 232V231H160ZM166 232V231H165ZM184 232V231H183ZM208 232V231H207ZM219 232V231H218ZM48 233V232H47ZM153 233V232H152ZM156 233V232H155ZM166 233V234H167ZM179 233V232H177ZM176 233V234H177ZM193 233V232H192ZM231 233V234H230ZM244 233V232H242ZM94 234V233H93ZM132 234V233H131ZM159 234V233H158ZM157 234V235H158ZM172 234V233H171ZM197 234V233H196ZM111 235V234H110ZM115 235V234H114ZM142 235V234H140ZM154 235V234H153ZM169 235V234H168ZM179 235V234H178ZM207 234L205 233V236ZM46 235H44L45 237ZM95 236V235H93ZM109 236V235H108ZM159 236V235H158ZM171 236V235H170ZM175 236V233H174ZM209 236V235H208ZM255 236V235H254ZM49 237V236H48ZM114 236H112L113 238ZM134 237V236H133ZM155 237V236H153ZM172 237V236H171ZM253 237V236H252ZM251 237V238H252ZM46 238V237H45ZM120 238V237H119ZM145 238V237H144ZM158 238V237H157ZM160 238V237H159ZM187 238V237H186ZM185 238V239H186ZM191 238V237H190ZM196 238V237H195ZM200 238V237H199ZM213 238V237H212ZM152 239V238H151ZM150 239V240H151ZM172 241V238H170ZM169 239V240H170ZM183 239V238H181ZM192 239V238H191ZM203 239V238H202ZM38 240V239H37ZM50 240V239H49ZM155 240V239H154ZM158 240V239H157ZM156 240V241H157ZM200 240V239H199ZM215 240H217L215 238ZM238 240V239H237ZM115 241V240H114ZM127 241V240H126ZM129 241V240H128ZM141 241V240H140ZM153 241V240H152ZM155 241V242H156ZM170 241V242H171ZM191 241V240H190ZM194 241V240H193ZM191 243H194V242ZM202 241V240H201ZM46 242V241H45ZM143 242V241H142ZM145 242V241H144ZM204 242H206L204 240ZM203 242V243H204ZM213 242V240H212ZM216 242V241H215ZM38 243V242H37ZM51 243V241H50ZM149 243V242H148ZM166 243V241L164 242ZM172 243V242H171ZM207 243V242H206ZM205 243V244H206ZM238 243V242H237ZM46 244V243H44ZM145 244V243H144ZM162 244V243H161ZM168 244V243H167ZM170 244V243H169ZM185 244V243H184ZM202 244V243H201ZM215 244V243H213ZM148 245V244H145ZM157 245V244H156ZM176 245V244H175ZM239 245V244H238ZM48 246V245H47ZM46 246V247H47ZM51 246V245H50ZM56 246V245H55ZM109 246V245H108ZM133 246V245H132ZM140 246V245H139ZM168 246V245H167ZM170 246V245H169ZM188 246V245H187ZM201 246V245H200ZM237 246V245H236ZM36 247V246H35ZM95 247V246H94ZM153 247H156L153 245ZM160 247V246H158ZM176 247V246H175ZM184 247V246H183ZM193 247V246H192ZM205 247V245L203 246ZM207 247V246H206ZM216 247H218L216 245ZM39 248V247H38ZM41 248V247H40ZM110 248V247H109ZM148 248V247H147ZM186 248V247H185ZM202 248V247H201ZM85 249V250H86ZM94 249V248H93ZM97 249V248H96ZM134 249V248H133ZM150 249V248H149ZM176 249V248H175ZM195 249V247H194ZM210 249V250H211ZM236 249V248H235ZM36 250H38L36 248ZM53 250V249H52ZM100 250V249H99ZM119 250V249H118ZM148 250V249H146ZM173 250V249H172ZM209 250V247H208ZM207 250V251H208ZM209 250V252H211ZM57 251V250H56ZM91 251V250H90ZM115 251V250H114ZM144 251V250H143ZM155 251V250H154ZM159 251V250H158ZM206 251V252H207ZM219 251V253H220ZM45 252V251H44ZM137 252V251H136ZM140 252V251H139ZM182 252V251H181ZM239 252V251H238ZM237 252V253H238ZM86 253V252H84ZM95 253V252H94ZM172 253V252H171ZM236 253V251H235ZM100 254V253H99ZM106 254V253H105ZM136 254V253H135ZM147 254V253H146ZM186 254V253H185ZM204 254V253H203ZM202 254V256H203ZM209 254V255H210ZM41 255V254H40ZM52 255V254H51ZM92 255V254H91ZM94 255V254H93ZM144 255V254H143ZM153 255V254H152ZM199 255V254H198ZM196 255V257L198 256ZM206 255V254H205ZM209 255H207L209 257ZM217 255V256H216ZM244 255V254H243ZM63 256V255H62ZM87 256V255H86ZM134 256V255H133ZM150 256V255H149ZM183 256V255H182ZM201 256V255H200ZM213 256V255H212ZM238 256V255H237ZM240 256V254H239ZM238 256V257H239ZM94 257V256H93ZM107 257V256H106ZM141 257V256H140ZM139 257V258H140ZM199 257V256H198ZM211 257V255H210ZM209 257V259H210ZM255 257V256H254ZM44 258V257H43ZM54 258V256H53ZM88 258V257H87ZM99 258V257H98ZM101 258V257H100ZM203 258V257H202ZM240 258V257H239ZM263 258V257H262ZM129 259V258H128ZM160 259V258H159ZM191 259V258H190ZM204 259V258H203ZM212 259V258H211ZM210 259V260H211ZM217 259V260H218ZM242 259V257H241ZM246 259V258H245ZM253 259V258H252ZM251 259V261H252ZM255 259V258H254ZM259 259V258H258ZM60 260V259H59ZM154 260V259H153ZM170 260V259H169ZM180 260V259H179ZM186 260V257H185ZM193 260V258L191 259ZM215 260V259H214ZM213 260V261H214ZM56 261V262H57ZM100 261V259H99ZM201 261V260H200ZM204 261V260H203ZM219 261V260H218ZM236 261V260H235ZM249 261V260H248ZM251 261H249L251 263ZM254 261V260H253ZM256 261V260H255ZM254 261V262H255ZM43 262V261H42ZM119 262V261H118ZM128 262V260H127ZM130 262V261H129ZM164 262V261H163ZM194 262V260H193ZM217 262V261H216ZM215 262V263H216ZM261 261L259 263H262ZM46 263V262H45ZM44 263V264H45ZM85 263V262H84ZM92 263V262H91ZM97 263V262H96ZM114 263V262H112ZM143 263V262H142ZM201 263V262H200ZM206 263V262H205ZM204 263V264H205ZM210 263V262H209ZM208 263V264H209ZM236 263V262H235ZM247 263V262H246ZM257 263V262H256ZM42 264V263H41ZM171 264V263H170ZM182 264V263H181ZM191 264V263H190ZM194 264V263H193ZM212 264V263H211ZM214 264V263H213ZM218 264V262L216 263ZM255 264V263H254ZM263 264V263H262Z\"/></svg>","mask_w":264,"mask_h":264}]
</instances>
